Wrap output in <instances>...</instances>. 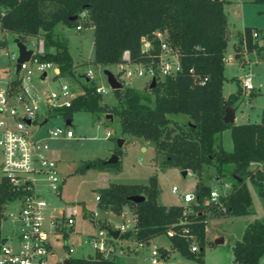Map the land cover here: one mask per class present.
I'll return each mask as SVG.
<instances>
[{"label":"trees","instance_id":"16d2710c","mask_svg":"<svg viewBox=\"0 0 264 264\" xmlns=\"http://www.w3.org/2000/svg\"><path fill=\"white\" fill-rule=\"evenodd\" d=\"M264 5V0H249ZM224 0H0L5 12L1 28L21 40L41 34L45 52L41 59L57 63L64 79H77L81 88L69 106L59 115L70 121L75 112L88 111L98 120L101 114L117 116L122 135L152 141L160 167H177L197 177L195 201L189 204H159L156 201L155 175L150 184L109 183L97 194V204L118 214L125 206L132 207L134 229L119 233L118 238L133 236L137 242H149L159 234H167L170 246L197 264H203L205 226L208 215H240L253 212L247 181L256 189L264 204V170L250 169V163L264 166V83L263 113L259 122H224L228 108H235L241 95L224 97V51L228 43ZM85 17H81V13ZM75 16V20H70ZM82 22L93 27V60L99 65H118L123 52L131 62H147L140 49V38L155 30H165L169 44L177 49L181 70L174 76L158 80L150 88L153 97L131 86L113 90L116 103H101L93 79H80L69 53L67 40L55 35L58 23L75 27ZM255 28L246 26L235 44L237 55L255 50L262 55L263 44L252 36ZM2 44V43H1ZM169 114H182L178 122ZM230 129L232 149L225 150L218 135ZM115 155L118 156L117 153ZM105 160L87 161L84 168H118ZM212 165L219 179L228 178L231 190L220 193L217 201L203 203L211 188L201 181L204 166ZM4 178L0 180V211L3 204L21 197ZM142 195L135 203L130 196ZM103 227L105 225L101 224ZM110 229V228H108ZM194 239L197 250H191ZM162 260L167 261L169 249L158 246ZM233 264H261L264 256V214L249 221L239 239L232 245ZM55 264H63L58 262ZM65 264H115L113 257L96 251L88 255H69ZM188 264V263H183Z\"/></svg>","mask_w":264,"mask_h":264},{"label":"rangeland","instance_id":"374dc122","mask_svg":"<svg viewBox=\"0 0 264 264\" xmlns=\"http://www.w3.org/2000/svg\"><path fill=\"white\" fill-rule=\"evenodd\" d=\"M223 11L227 18L228 43L224 51L222 94L226 96L235 93L238 87H241L240 80L244 73H251L254 88L251 91H246L241 87V95L235 106L236 123L259 122L263 113V59L261 53L255 50H243L241 55H237L234 39L239 41L240 32L246 26L255 28L254 31L259 35L256 39L258 41L261 39L264 31V5L249 0H230L224 2ZM79 25H81V29L77 30L75 25L68 26L58 23L54 27L55 35L67 40L68 49L76 63L78 72L82 74L91 70L96 86L102 85L107 89V92L101 94V103L112 106L116 103V98L112 90L108 88L104 71L110 70L116 73L117 67L116 65H99L92 62L93 28L85 26L81 21ZM228 28L231 31H228ZM16 38L13 33L0 32L1 65L6 63L7 58L4 53L16 50L14 43ZM63 80L70 84L75 92L81 91L77 79ZM148 80L147 77L133 75L130 79H124L123 85L130 84L131 87L152 98L153 95L147 84ZM57 82L58 80L52 79L51 73L48 74L45 83H41L36 76L32 80V84L37 90L47 86L48 92L56 90ZM40 107L42 116H47L46 107L44 105ZM169 117L178 122L186 119V116L182 114H169ZM65 123L62 115L50 114L47 124L39 133L41 136L47 137L45 133L47 128L64 127ZM67 126L72 130L73 137L46 138L48 146L46 153L56 162V172L60 184L59 194L56 195L48 190L45 182H38L35 185V189L48 201L49 206L58 209L65 205H73L77 209L72 230L65 237L67 245H63V237L54 240L56 253L65 254L68 247L74 248L71 255L92 253V247L83 242L86 235L99 231L105 235L108 228L116 229L121 224L125 227L122 231L134 229L132 207L125 206L123 213L118 214L108 208H101L97 204L98 191L109 183L149 185L150 176L155 175V186L158 190L156 201L159 204H186L182 196L186 193L194 194L197 177L191 172L183 175V170L177 167H160V158L156 157L154 143L131 135H122L117 116H112L110 119L106 118L105 114H101L100 118L96 120L95 114L91 112L77 111L72 116L71 125ZM108 131L111 136L107 135ZM218 136L222 147L230 151L232 149L230 129L222 130ZM115 153L119 157L118 168L108 167L100 170L94 167H83L87 161H106ZM201 181L219 193H227L231 190L230 180L228 178L219 179L212 165L204 166ZM173 187L177 188L176 193L172 192ZM247 188L251 196L253 212L240 215H208L206 217L203 264H233L232 245L241 237L249 221L264 214L263 201L249 181H247ZM17 204L19 202L16 199L4 204V214L0 216L1 234H12L17 226V221L13 219ZM217 238H219L218 241ZM110 241L115 247L112 255L115 264H151L150 250L153 244L169 249L167 261L172 264H197L195 259L188 258L177 249L172 248L165 233L155 236L143 246H139L133 236L117 240L110 239ZM191 242L197 244L194 239Z\"/></svg>","mask_w":264,"mask_h":264},{"label":"built area","instance_id":"2783aa9c","mask_svg":"<svg viewBox=\"0 0 264 264\" xmlns=\"http://www.w3.org/2000/svg\"><path fill=\"white\" fill-rule=\"evenodd\" d=\"M4 12L0 5L2 33H6L1 28V17ZM80 16L83 18L85 14L82 12ZM75 28L79 30L81 25ZM252 36L258 38L259 35L253 31ZM20 41L26 50L31 51L29 59L22 62L17 69L19 48L14 42L16 50L5 52L6 63L0 64V174L1 178L15 190L24 192L21 197L16 198L19 204L13 219L17 221V226L12 234L0 233V264H55L74 251V248L68 247L65 254L56 253L54 240L63 237V245H67L65 237L72 230L77 209L73 205H65L58 209L49 206L48 201L35 189V185L38 182H45L48 190L59 194L56 162L46 153L48 149L46 138L57 136L71 138L73 132L66 123L64 127L47 128L45 132L47 137L41 136L39 132L47 124L50 114H58L61 108L69 106L80 91L75 92L70 84L63 80L57 63L41 59L45 52V42L41 34L27 36L25 40ZM140 49L148 56L147 62H131L128 51H124L123 62L116 65L117 72L114 75L122 87L124 79H130L133 75L149 78L147 82L149 85L153 78L155 81L163 80L181 70L178 51L169 44L165 30H155L150 36H142ZM49 73L52 79L58 80L56 90L48 92L47 86L37 90L32 84L33 78L36 76L41 83H45ZM79 78L93 79L92 71L87 70L79 74ZM240 81L244 90L251 91L254 88L251 73H244ZM108 88L111 89L109 85ZM95 91L103 94L107 89L99 85L95 87ZM41 105L46 107L47 116L43 117L40 113ZM107 135L111 136V133L108 131ZM256 168L264 170L262 163H250V169ZM176 191L177 188L173 187L172 192ZM219 195V192L211 189L203 203L215 202ZM182 198L186 204L195 201L192 193H186ZM3 207L0 216L4 214ZM118 229L121 232L125 227L121 224ZM110 239L118 238H113L107 230L105 235L102 231L86 235L83 242L91 246L93 252L83 255L98 251L105 257H112L115 247ZM145 243L137 242L139 246ZM190 248L197 250L198 245L191 242ZM161 259L159 248L153 244L150 250L151 264H157ZM261 264H264V256Z\"/></svg>","mask_w":264,"mask_h":264},{"label":"water","instance_id":"95a60500","mask_svg":"<svg viewBox=\"0 0 264 264\" xmlns=\"http://www.w3.org/2000/svg\"><path fill=\"white\" fill-rule=\"evenodd\" d=\"M76 17L73 16L70 18V20H75ZM14 42L17 44L18 48H19V57H18V65H17V69L19 68L20 64L26 60L29 59L30 55H31V51L30 50H26L24 44H22V42L20 41L19 38H16L14 40ZM259 44H263V40L259 41ZM104 74L107 78V83L108 85L110 86L111 90H117V89H121L122 88V85L121 83L116 79L115 75L113 72H111L110 70H105L104 71ZM155 79L153 78L151 80V83H150V88L154 87L155 86ZM106 118H110L112 119V115L111 114H107L106 115ZM224 119V122L228 123V122H232L234 121V110L233 108H228L226 110V114L224 115L223 117ZM70 121H67L66 122V125H69ZM118 160V156L113 154L111 155L110 158H108L106 160V163H109V164H112V163H116ZM186 170H183L182 171V174L185 175L186 174ZM129 199L135 203H138V202H141L144 200V196L142 195H134V196H130ZM119 233H120V229L116 228V229H108V234L111 235L113 238H118L119 236ZM219 240V238H217V241ZM67 256L65 258H62L61 259V262L63 264H65L67 262Z\"/></svg>","mask_w":264,"mask_h":264},{"label":"crops","instance_id":"0c3cea01","mask_svg":"<svg viewBox=\"0 0 264 264\" xmlns=\"http://www.w3.org/2000/svg\"><path fill=\"white\" fill-rule=\"evenodd\" d=\"M225 1H230V0H225ZM227 27H228V25H227ZM93 28V27H92ZM228 31H231L229 28H228ZM243 31V30H242ZM239 33V32H238ZM242 32H240V34H241ZM235 41H234V44H236L237 43V41H236V39H234ZM262 39H259V41H261ZM258 41V42H259ZM69 50V49H68ZM69 53H70V51H69ZM70 55H71V53H70ZM243 55V54H242ZM72 56V55H71ZM261 57H262V55H261ZM73 58V57H72ZM74 60V59H73ZM242 60L244 61V59H243V57H242ZM74 64H75V66H76V63H75V61H74ZM75 70H76V72L78 73V74H81L80 72H78V69H77V67L75 68ZM224 97H227L228 95H223ZM234 110V123H236V113H235V108L233 109ZM236 124H238V123H236ZM190 171H187L186 173H189ZM124 211V210H123ZM123 211H122V213H123ZM108 231V230H107Z\"/></svg>","mask_w":264,"mask_h":264}]
</instances>
